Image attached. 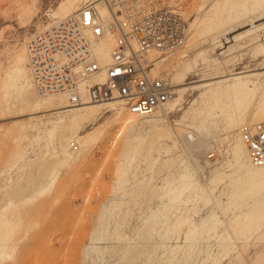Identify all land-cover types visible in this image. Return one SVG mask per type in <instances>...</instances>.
Segmentation results:
<instances>
[{"label": "rangeland", "instance_id": "obj_1", "mask_svg": "<svg viewBox=\"0 0 264 264\" xmlns=\"http://www.w3.org/2000/svg\"><path fill=\"white\" fill-rule=\"evenodd\" d=\"M69 1L0 0V264H264L239 134L264 119V0H194L185 46L151 57L177 97L148 116L37 93L27 39L90 0Z\"/></svg>", "mask_w": 264, "mask_h": 264}, {"label": "built area", "instance_id": "obj_2", "mask_svg": "<svg viewBox=\"0 0 264 264\" xmlns=\"http://www.w3.org/2000/svg\"><path fill=\"white\" fill-rule=\"evenodd\" d=\"M193 1L90 0L82 4L27 39L28 67L37 93L67 97L72 106L83 104L86 96L94 103L120 100L134 114H153L176 93L169 80L152 73L151 57L185 46L187 12ZM105 38L113 39V44L109 61L102 63L96 48ZM239 133L250 163L264 166V121L246 122ZM71 146L77 149L75 142Z\"/></svg>", "mask_w": 264, "mask_h": 264}, {"label": "bare ground", "instance_id": "obj_3", "mask_svg": "<svg viewBox=\"0 0 264 264\" xmlns=\"http://www.w3.org/2000/svg\"><path fill=\"white\" fill-rule=\"evenodd\" d=\"M77 0H70L69 1V3H68V7L71 9L72 8V6H73V4H75V2H76ZM101 11L104 13V9L103 8H101ZM75 12V11H74ZM73 11H72V13H74ZM71 13V14H72ZM70 15V14H69ZM58 22V21H57ZM51 26V25H50ZM48 28V27H47ZM113 40V39H112ZM110 39L109 38H105V39H102L101 40V42L99 43V45H98V47L96 48V51H97V53H98V55H99V58H101L102 59V63H105V62H108L109 61V59H110V48H111V44H110ZM27 51V50H26ZM27 59H28V56H27ZM155 72V71H154ZM104 79V78H103ZM31 80H32V78H31ZM234 88H235V90H238V89H240V88H243V89H246L248 92H249V89H250V87H249V84L248 83H243V82H240V83H237V84H235L234 86H233ZM259 89H257L256 90V92L258 91ZM256 92H255V94H256ZM175 93H176V90H175ZM264 96V95H263ZM51 97V96H50ZM53 97V96H52ZM55 97V96H54ZM57 97V96H56ZM176 97H177V94H176V96H175V98L172 100V101H170V102H168V104H172L174 101H175V99H176ZM60 98H64V99H66L64 96H62V97H60ZM239 101V99H232L231 101H229V103H231V106L232 105H236V102H238ZM111 102H120V100H114V101H110V102H107V103H111ZM225 103V105L226 104H228L227 102H224ZM103 104H106V103H103ZM168 104H166V105H168ZM87 105H93V104H87V103H84V104H82L81 106H87ZM81 106H78V107H81ZM162 108V107H161ZM161 108H159V109H161ZM259 116L260 117H264V110H261L260 111V113H259ZM262 121H264V119H262ZM258 122V121H257ZM240 134V133H239ZM189 138V137H188ZM190 139H191V137H190ZM240 139H241V141H242V145H243V147L245 148V151H246V156H247V160H248V163H249V165L251 166V167H257V166H253L251 163H250V161H249V157H248V154H247V149H246V146H245V143H244V141H243V138H242V136H241V134H240ZM262 167H264V166H260V168H262Z\"/></svg>", "mask_w": 264, "mask_h": 264}]
</instances>
